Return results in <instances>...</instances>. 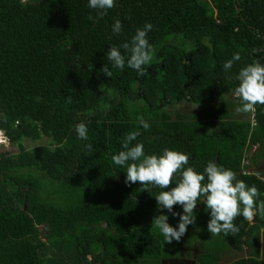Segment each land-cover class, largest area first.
Returning a JSON list of instances; mask_svg holds the SVG:
<instances>
[{"label":"trees","instance_id":"16d2710c","mask_svg":"<svg viewBox=\"0 0 264 264\" xmlns=\"http://www.w3.org/2000/svg\"><path fill=\"white\" fill-rule=\"evenodd\" d=\"M90 13L87 0H0V133L17 150L0 149V264H161L195 242L204 247L196 264L245 249L225 264H264V215L238 216L239 232L212 236L201 203L188 236L164 242L154 217L166 213L173 226L179 217L157 208L161 189L126 185V168L111 161L124 136L140 129L146 153L186 152L198 171L213 160L264 200V172L254 168L264 105L238 112L232 94L240 67L264 63V0H116L97 22ZM116 19L119 35L111 32ZM146 22L155 48L146 75L125 67L105 76L110 44ZM236 52L241 59L226 72ZM182 102L192 111L172 114ZM81 121L87 140L76 136ZM44 138L33 149L24 144Z\"/></svg>","mask_w":264,"mask_h":264},{"label":"clouds","instance_id":"9594fccd","mask_svg":"<svg viewBox=\"0 0 264 264\" xmlns=\"http://www.w3.org/2000/svg\"><path fill=\"white\" fill-rule=\"evenodd\" d=\"M115 3L116 0H87V7L96 13L95 16L90 13L88 19L97 22L108 14ZM152 27L150 22H146L142 27H137L129 39L118 45L110 44L105 53L107 63L101 69L103 74L112 77L114 69L123 71L128 67L137 76L146 75V66L155 53L148 37ZM122 30V22L116 19L111 25L112 34L119 35ZM240 59L238 52L233 53L224 62V70H230L234 62ZM235 79L238 83L232 94L239 101L238 112L254 111L258 105H264V63L256 61L245 64L239 68ZM67 100L71 103V97H67ZM0 117H3L2 113ZM139 124L142 129L150 126L143 119ZM74 127L78 139H88L89 128L85 122H78ZM140 134V129L128 132L122 140L123 150L113 154L111 161L116 166L126 168V185L139 181L144 190L161 189L154 196L157 208L166 209L173 217H179L175 226L169 224L166 213L154 217L152 225L159 230L164 242L181 240L188 226L196 223L197 205L201 203L209 216L207 231L212 236L239 232V225L234 223L238 216L251 222L255 215H264V200L260 199L258 188L237 179L236 172L231 168L209 160L203 170L198 171L189 165L188 153L174 148L165 147L160 153L148 154L143 142H136ZM85 147L89 154L93 153L91 144ZM174 205H178L180 211L174 210Z\"/></svg>","mask_w":264,"mask_h":264},{"label":"rangeland","instance_id":"374dc122","mask_svg":"<svg viewBox=\"0 0 264 264\" xmlns=\"http://www.w3.org/2000/svg\"><path fill=\"white\" fill-rule=\"evenodd\" d=\"M233 97V96H232ZM231 98V97H230ZM171 113L174 114L176 112L179 113H190L192 111V106L189 103H179V104H175L172 108H171ZM247 117H251V116H247ZM48 142V140L46 138L42 139V141L40 142H31V141H25L24 144L26 146V148L28 149H33L37 146L46 144ZM9 143L6 141L5 136L0 133V149H8L11 150L12 152H16L17 150L15 148H10V146L8 145ZM262 157L261 159H258L259 165L261 164V167H263L262 170H264V146L263 148L258 152L257 157ZM258 173H260V171H258ZM185 236H188V234H185ZM258 242H259V247L261 249H263L264 247V235H263V230H260L259 236H258ZM197 242L193 243V245L191 246V249H188V247L186 249L185 248V253L184 256H182V254L179 256V258L176 259H180V261L178 262H174V261H161V264H195L197 258L199 255H201L204 250H203V246L197 245ZM249 249L248 250H244L242 253H235V254H230V256H224L221 259L220 264H225V263H230L231 261H234L236 259H238L240 256H246L249 253ZM261 257L262 253L260 254Z\"/></svg>","mask_w":264,"mask_h":264},{"label":"flooded vegetation","instance_id":"af4514ba","mask_svg":"<svg viewBox=\"0 0 264 264\" xmlns=\"http://www.w3.org/2000/svg\"><path fill=\"white\" fill-rule=\"evenodd\" d=\"M256 150V147L252 150V152H254ZM262 157H259L258 159H261ZM258 159H257V162H256V166L254 167L255 168V170H258V171H260V172H264V170H262L263 169V167H261V164L259 165V162H258ZM253 168V169H254Z\"/></svg>","mask_w":264,"mask_h":264},{"label":"water","instance_id":"95a60500","mask_svg":"<svg viewBox=\"0 0 264 264\" xmlns=\"http://www.w3.org/2000/svg\"><path fill=\"white\" fill-rule=\"evenodd\" d=\"M164 261H174V262H178V261H180V259H171V260H164ZM195 264H196V262H195Z\"/></svg>","mask_w":264,"mask_h":264},{"label":"built area","instance_id":"2783aa9c","mask_svg":"<svg viewBox=\"0 0 264 264\" xmlns=\"http://www.w3.org/2000/svg\"><path fill=\"white\" fill-rule=\"evenodd\" d=\"M255 147H253V149H254ZM245 164H248L247 162L245 163ZM253 171H252V169H249L248 171H246V173H252Z\"/></svg>","mask_w":264,"mask_h":264},{"label":"crops","instance_id":"0c3cea01","mask_svg":"<svg viewBox=\"0 0 264 264\" xmlns=\"http://www.w3.org/2000/svg\"><path fill=\"white\" fill-rule=\"evenodd\" d=\"M258 171V170H257Z\"/></svg>","mask_w":264,"mask_h":264}]
</instances>
